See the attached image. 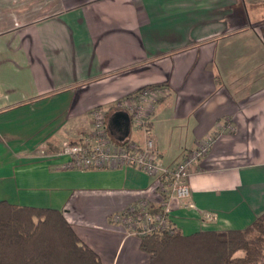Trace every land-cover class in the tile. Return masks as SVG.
<instances>
[{"label":"crops","instance_id":"obj_1","mask_svg":"<svg viewBox=\"0 0 264 264\" xmlns=\"http://www.w3.org/2000/svg\"><path fill=\"white\" fill-rule=\"evenodd\" d=\"M261 4L0 0V201L62 211L102 264H145L116 216L141 200L161 206L157 178L61 166L63 142L90 134L100 108L112 138L143 145L149 135L170 168L210 142L191 196L171 205L185 234L251 224L264 212ZM143 87L157 92L146 129L119 106Z\"/></svg>","mask_w":264,"mask_h":264},{"label":"trees","instance_id":"obj_2","mask_svg":"<svg viewBox=\"0 0 264 264\" xmlns=\"http://www.w3.org/2000/svg\"><path fill=\"white\" fill-rule=\"evenodd\" d=\"M108 134L118 144L131 141H117ZM160 209L161 206L151 205V212ZM170 223L167 229L139 235L140 249L149 255L147 264H264V212L245 228L185 234ZM0 264L102 262L77 235L62 211L1 200Z\"/></svg>","mask_w":264,"mask_h":264},{"label":"built area","instance_id":"obj_3","mask_svg":"<svg viewBox=\"0 0 264 264\" xmlns=\"http://www.w3.org/2000/svg\"><path fill=\"white\" fill-rule=\"evenodd\" d=\"M156 89L146 87L134 98L122 102L132 119L141 127L148 126V105L156 99ZM120 106V107H121ZM94 128L78 142L64 141L60 154L67 160L61 165L65 169L113 168L134 166L157 178L163 195L161 209L151 212V205L141 200L132 204L124 214L116 219L126 222L133 234H145L155 229L171 226L169 213L174 200L183 201L191 196L188 178L195 162L206 154L210 142H205L188 153L174 168L166 166L154 146L153 140L146 135L145 144L134 141L127 144L114 142L107 131L105 114L100 108L93 112Z\"/></svg>","mask_w":264,"mask_h":264},{"label":"rangeland","instance_id":"obj_4","mask_svg":"<svg viewBox=\"0 0 264 264\" xmlns=\"http://www.w3.org/2000/svg\"><path fill=\"white\" fill-rule=\"evenodd\" d=\"M247 7H248V6H247ZM249 8H250V7H249ZM261 11L264 12V0H263V4H261ZM119 106H121V105H119ZM116 107H118V105H116ZM121 107L124 108V109H127V108H125L124 106H121ZM127 110H128V109H127ZM104 114H105V113H104ZM105 118H106V115H105ZM93 125H94V124H93ZM93 128H94V127H93ZM90 133H91V132H90ZM68 141H70V140H68ZM75 142H78V141H75ZM122 224H123L125 227H127V230H129L126 222H125V223L123 222ZM136 235L139 236L140 234L137 233ZM147 262H148V261H147ZM147 262H146L145 264H147Z\"/></svg>","mask_w":264,"mask_h":264},{"label":"water","instance_id":"obj_5","mask_svg":"<svg viewBox=\"0 0 264 264\" xmlns=\"http://www.w3.org/2000/svg\"><path fill=\"white\" fill-rule=\"evenodd\" d=\"M126 116L129 118V115L128 114H126Z\"/></svg>","mask_w":264,"mask_h":264}]
</instances>
